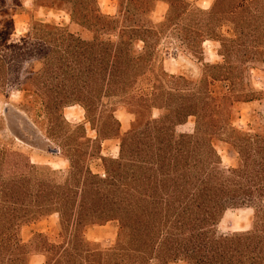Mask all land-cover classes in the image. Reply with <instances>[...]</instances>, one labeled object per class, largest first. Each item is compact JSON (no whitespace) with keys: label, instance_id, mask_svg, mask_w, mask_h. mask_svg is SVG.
Wrapping results in <instances>:
<instances>
[{"label":"trees","instance_id":"1","mask_svg":"<svg viewBox=\"0 0 264 264\" xmlns=\"http://www.w3.org/2000/svg\"><path fill=\"white\" fill-rule=\"evenodd\" d=\"M113 1L109 15L99 0H33L66 10L91 36L31 19L12 38L13 17L25 9L0 0V93L35 99L68 161L43 172L0 141V264H31L36 254L42 264H264V113L252 110L245 128L235 124L240 106L262 95L247 72L264 70V0H212L207 8L199 0ZM159 3L165 12L155 21ZM206 40L219 42L221 61L199 57ZM185 53L196 57L198 75L183 69ZM166 57L176 72L164 68ZM75 104L94 137L63 117ZM118 107L133 118L124 131ZM190 117L192 131H177ZM108 140L117 141L115 155L102 152ZM213 140L232 147L234 166H223ZM230 208L252 210L248 230L218 233ZM52 215L49 232L22 240L24 225ZM108 223L112 244L87 238Z\"/></svg>","mask_w":264,"mask_h":264},{"label":"rangeland","instance_id":"2","mask_svg":"<svg viewBox=\"0 0 264 264\" xmlns=\"http://www.w3.org/2000/svg\"><path fill=\"white\" fill-rule=\"evenodd\" d=\"M212 0H199L198 5L207 8ZM25 11L14 15V33L12 38L20 36L27 30L30 20L40 22H51L60 26H67L68 29L83 38H88L91 33L80 28L77 24L70 22L69 14L66 10H55L41 6L33 5V0H21ZM99 6L102 12L114 15L116 13V4L113 0H99ZM165 12V6L159 3L151 17L155 21L162 19ZM228 37V28L223 27L221 30ZM166 43H162L164 48ZM203 53L201 56L203 62L215 63L222 60L218 54L219 42L206 40L202 44ZM178 59L186 65L183 69L191 71L198 75L200 64L196 57L185 53L180 54ZM164 68L169 72H176L179 64L172 57H166L164 60ZM248 81L252 87L261 91L262 95L259 100H254L249 104L240 106V117L236 121V125L245 128L248 122L249 114L252 110L264 113V70L260 66L251 67L247 72ZM115 115L121 123V130L128 128L129 122L133 119L132 115L125 112L121 107L115 111ZM157 115V111H154ZM63 117L73 124L83 123L85 132L88 137H94L95 132L90 128L88 123H84V110L78 105L66 106L63 109ZM193 118H188L187 122L177 127V131L191 132L193 128ZM50 122L46 114L41 109L38 102L31 98H23V94L17 90H9L6 94L0 93V141L11 143L13 147L20 150L28 156L30 163L41 167L40 170L47 172V169L63 170L68 166V161L60 156L56 149L58 142L51 137ZM213 146L218 152L224 167L234 166L237 163V154L228 143L220 140H213ZM104 154L115 155L117 152V141L108 140L102 143ZM91 169L94 172H101L96 162H92ZM252 218V210L250 208H230L223 214L217 231L220 234H229L233 232L246 231L250 228ZM56 216L52 215L37 223L24 225L20 230L23 241L29 242L31 236L35 232H49L55 225ZM116 236V227L114 223H108L103 226L92 227L87 232V238L90 241L100 242L103 246L112 244ZM43 256L34 255L32 264H42ZM167 264H185L184 262H169Z\"/></svg>","mask_w":264,"mask_h":264},{"label":"water","instance_id":"3","mask_svg":"<svg viewBox=\"0 0 264 264\" xmlns=\"http://www.w3.org/2000/svg\"><path fill=\"white\" fill-rule=\"evenodd\" d=\"M52 152H56L57 150L56 149H51Z\"/></svg>","mask_w":264,"mask_h":264},{"label":"crops","instance_id":"4","mask_svg":"<svg viewBox=\"0 0 264 264\" xmlns=\"http://www.w3.org/2000/svg\"><path fill=\"white\" fill-rule=\"evenodd\" d=\"M54 226H55V225H54ZM54 226H53V227H54ZM90 229H91V228H90ZM90 229H89V230H90ZM87 232H88V231H87ZM86 236H87V233H86ZM31 264H32V260H31Z\"/></svg>","mask_w":264,"mask_h":264}]
</instances>
